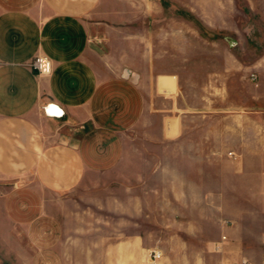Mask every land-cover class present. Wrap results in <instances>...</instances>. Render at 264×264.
<instances>
[{
  "label": "crops",
  "instance_id": "crops-1",
  "mask_svg": "<svg viewBox=\"0 0 264 264\" xmlns=\"http://www.w3.org/2000/svg\"><path fill=\"white\" fill-rule=\"evenodd\" d=\"M251 84L264 0H0V264H162L154 239L264 264ZM85 202L129 231L99 240Z\"/></svg>",
  "mask_w": 264,
  "mask_h": 264
},
{
  "label": "rangeland",
  "instance_id": "rangeland-1",
  "mask_svg": "<svg viewBox=\"0 0 264 264\" xmlns=\"http://www.w3.org/2000/svg\"><path fill=\"white\" fill-rule=\"evenodd\" d=\"M246 89V87H245ZM261 91V92H260ZM247 92L250 96V104L251 106H263L264 105V95H261L260 93H264V89L257 86V84H251L248 87ZM260 92V93H258ZM260 94V95H258ZM127 171L129 170L128 165H126ZM106 200H110L112 197L111 194L113 192L107 191L105 193ZM122 195V198L128 196V192H122L119 193ZM77 200H82L80 195H77ZM83 206L85 207V210L90 212L93 210L97 215L95 216H86L85 220L87 222L86 227L87 230L93 232L95 231L98 233V239L102 240L104 238L109 240V238L112 240L114 237V234L122 231V232H128L129 231V216L127 213H124L122 215H117L110 209H106L104 211L100 210L96 207H90V204L88 202L83 203ZM94 208V209H92ZM98 210V211H97ZM128 210V209H127ZM171 219H173L171 217ZM174 220V219H173ZM176 224H170V228H176ZM156 228V225H155ZM176 231V229H174ZM217 234V235H216ZM215 234V239L218 238V231ZM220 237V236H219ZM152 243L153 248L156 249H163L164 255L162 260L159 263L165 264H197L198 262H201L202 256H198L196 254L197 251L202 249L204 245L206 244V241H197V240H172V239H154L150 241ZM203 246V247H202ZM206 247V245H205ZM207 258V257H206ZM156 262V261H155ZM153 264V263H152ZM156 264V263H154Z\"/></svg>",
  "mask_w": 264,
  "mask_h": 264
},
{
  "label": "built area",
  "instance_id": "built-area-1",
  "mask_svg": "<svg viewBox=\"0 0 264 264\" xmlns=\"http://www.w3.org/2000/svg\"><path fill=\"white\" fill-rule=\"evenodd\" d=\"M31 66L37 70V72L41 75L50 74L52 71V61L51 59L43 54L37 55L31 62ZM254 76V75H253ZM223 238H226L223 236ZM161 257L160 251H152L150 253L151 262L154 264L157 259ZM232 264H250L248 259H242L239 263Z\"/></svg>",
  "mask_w": 264,
  "mask_h": 264
}]
</instances>
